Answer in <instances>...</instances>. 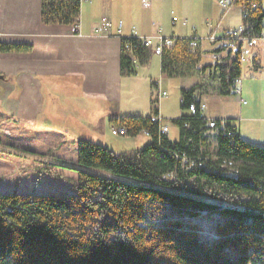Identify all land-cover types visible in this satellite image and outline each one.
Segmentation results:
<instances>
[{"label": "trees", "instance_id": "1", "mask_svg": "<svg viewBox=\"0 0 264 264\" xmlns=\"http://www.w3.org/2000/svg\"><path fill=\"white\" fill-rule=\"evenodd\" d=\"M81 5L41 0V22L74 26ZM236 5L243 13L242 36L262 38L264 0ZM192 40L173 39L160 57L164 77L199 80L180 91L181 109L194 105L195 111L172 120L178 140L152 121L159 117L155 100L149 117L110 120L111 132L124 129L121 137L132 139L145 134L148 145L115 152L79 141L77 164L108 176L80 171L74 193H0V264H264V147L245 141L233 122L209 128L200 111L203 97L233 94L242 78L243 44L220 47L215 64L202 66ZM31 51L30 45L0 43V53ZM260 54L252 56L256 71ZM150 59L142 47L121 53L122 76H135ZM201 216L207 223L216 219L211 228Z\"/></svg>", "mask_w": 264, "mask_h": 264}, {"label": "crops", "instance_id": "2", "mask_svg": "<svg viewBox=\"0 0 264 264\" xmlns=\"http://www.w3.org/2000/svg\"><path fill=\"white\" fill-rule=\"evenodd\" d=\"M157 2L150 0V7L144 8L141 0L83 1L80 33L73 34V26L42 24L41 0H0V43L32 46L29 53H0V108L10 124L20 125L22 133L24 129H68L79 141L105 144L108 121L121 118L123 110L134 107L136 113L129 114L145 117L156 84L163 88L153 71L157 65L162 75L160 57L157 64L153 61L158 56L151 55L149 65L141 67L135 76H122L118 36L128 38L135 29L153 44L159 37L194 39L198 42L195 49L201 52V65L211 66L219 57L215 52L222 47L225 31L242 26V10L239 20L223 25L231 9L226 11L212 1L220 8L221 19L216 25L207 23L204 37L188 29L187 22L183 23L186 29L179 30L174 22L168 28L155 14ZM103 17L111 20L113 35L96 33ZM211 35L217 38L215 42L208 39ZM260 55L257 71L252 57L244 61L250 72L243 81L240 79L239 95L222 97L215 92L203 100L208 120L233 122L245 141L264 147V55ZM187 80L194 82L185 84V89L199 82L184 79L185 83H189ZM159 117L162 121L166 118L160 111ZM142 136L150 141L145 134ZM131 141L130 149L143 144V138Z\"/></svg>", "mask_w": 264, "mask_h": 264}, {"label": "rangeland", "instance_id": "3", "mask_svg": "<svg viewBox=\"0 0 264 264\" xmlns=\"http://www.w3.org/2000/svg\"><path fill=\"white\" fill-rule=\"evenodd\" d=\"M155 14L161 18L164 26L171 28L173 19H176V26L179 30L186 29L183 23H188V29L198 31L200 37L206 35L207 23H216L221 19L220 8L209 0H157ZM241 7L233 6L227 15L223 25L229 26L235 19L239 20ZM150 11V9H149ZM233 19V20H232ZM204 46L207 43L204 42ZM159 57H153L157 64ZM141 67H138L140 71ZM153 71L158 74V79L163 82V89L167 91V97L158 98V93L154 89L150 96L149 109L145 117L152 115L153 107L151 101L159 100L158 109L163 117H166L162 124L169 128V138L177 141L179 132L171 122L180 118L182 115L192 114V111L182 110L180 104V90L185 88V84L193 83L187 80L185 83L181 79L164 78L155 65ZM249 65L243 62L242 78L248 76ZM136 107L126 108L122 112V117L136 116ZM141 111V110H140ZM143 111V110H142ZM144 113V112H142ZM141 117V116H139ZM143 117V116H142ZM108 129L104 135L105 145L115 152L129 151L132 138L128 136H113L112 125L108 121ZM15 124H10L8 116L0 108V193L22 194V195H59L64 193H74V180H77L79 172L95 173L108 176L107 173L94 169L83 168L77 164L79 140L72 134V131L64 129L31 130L24 129ZM6 130L12 132L10 135ZM212 135L213 132H212ZM143 138L144 147L150 143L145 136ZM147 140V143L145 141ZM131 183L141 186L149 184L141 181L130 180ZM206 216V215H203ZM205 226L211 228L216 219L207 223ZM205 231V229H204Z\"/></svg>", "mask_w": 264, "mask_h": 264}, {"label": "built area", "instance_id": "4", "mask_svg": "<svg viewBox=\"0 0 264 264\" xmlns=\"http://www.w3.org/2000/svg\"><path fill=\"white\" fill-rule=\"evenodd\" d=\"M83 1H90V0H81ZM217 2L223 9L226 11H229L230 9L233 8L239 1L242 0H210ZM142 5L144 8H149L150 7V0H141ZM173 22H176V19L173 20ZM186 24V23H185ZM121 28L122 24H119V31L118 34H121ZM244 31L243 26L238 27L237 29H232L225 31L223 41H222V47L225 49H237V44L242 43V62L246 61L248 58L252 57L255 51H258V49L261 50L262 54L264 55V36L260 39H254V38H245L242 36V33ZM72 33L73 34H79V24L76 23L72 27ZM96 33L104 35V36H110L113 35V24L111 20L108 17H103L101 21L99 22L97 28H96ZM118 38L121 39V53H131V51L138 49L139 47L145 48L150 51L151 55L161 57L164 48L170 47L173 45V40L172 39H165L163 37L158 38L157 44H153L152 40L143 36H140L137 32V30L133 29L132 34L128 38H122L121 36H118ZM123 39H126L123 41ZM210 41L215 42L217 38L214 35H211L208 38ZM198 45V42L196 40H192L190 42V47L195 49ZM132 62L133 64L138 63L137 59L133 56L132 57ZM156 89L158 93V98L163 99L167 97V92L163 90L161 87L160 83L156 84ZM240 92V81L235 82V88L233 90L234 95H239ZM193 112L195 111V106H192L191 109ZM201 117H205L206 111H207V106L206 103L203 101L201 103ZM152 121L154 123H162V119L160 117H154L152 118ZM207 126L211 129L216 127V122L208 120L207 121ZM113 135L116 136H121L126 133L124 129H113L112 131ZM162 133L166 134L168 133V128L167 127H162Z\"/></svg>", "mask_w": 264, "mask_h": 264}]
</instances>
